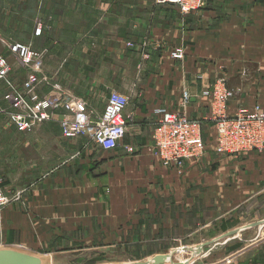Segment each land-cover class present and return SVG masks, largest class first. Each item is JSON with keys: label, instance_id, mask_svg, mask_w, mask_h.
Masks as SVG:
<instances>
[{"label": "crops", "instance_id": "0c3cea01", "mask_svg": "<svg viewBox=\"0 0 264 264\" xmlns=\"http://www.w3.org/2000/svg\"><path fill=\"white\" fill-rule=\"evenodd\" d=\"M67 10L73 11V27L59 22L55 31L69 38L32 37L47 76L36 90L43 96L57 85L92 120L103 113L111 92L126 95V134L113 150L84 137L65 139L56 122L72 114L69 107L54 109L51 123L30 133L5 127L29 138L13 146L18 150L10 156H18L19 164L21 159L33 162L25 173L18 167L0 173L5 192L23 191L20 202L0 211V240L13 246L0 247L58 253L52 246L58 239L64 240L59 249H66L83 235L125 227L140 229L129 230L131 243L171 236L181 241L209 227L214 205H234L213 219L220 230V224L228 227L225 215L237 206L246 205L255 215L264 212V151L235 156L214 151L208 94L213 81L225 77L235 92L226 108L229 115L256 104L264 109V0H207L202 10L188 15L155 0H73ZM179 47L183 60L171 56ZM11 64L10 78L21 85L25 72ZM161 108L202 123L206 150L186 160L181 173L150 151ZM165 198L169 203H163ZM195 200L205 205V217H191L199 216ZM147 210L159 213L160 220L143 223L141 212ZM179 231L186 234L179 237ZM252 256L239 264H264L262 243Z\"/></svg>", "mask_w": 264, "mask_h": 264}, {"label": "rangeland", "instance_id": "374dc122", "mask_svg": "<svg viewBox=\"0 0 264 264\" xmlns=\"http://www.w3.org/2000/svg\"><path fill=\"white\" fill-rule=\"evenodd\" d=\"M72 5L73 0H0V55L9 62L11 70V63L15 61L19 67L17 69H22V71L25 72V75L23 74L24 78L20 82L21 85H17L12 81L13 79L10 78V70L8 78L18 88L23 89V83L27 77L28 69L20 64L17 57L10 52L8 45L12 43L28 45L34 51L41 54L42 60L41 51H38L35 48L40 46L31 43L32 37H36L33 34L36 24L38 22L41 23L43 33H45L46 37L55 36L63 39L69 38V34L66 35L67 37L62 34L57 35L58 31L56 32L55 30L58 29L59 22H61L60 27H73V11L67 10L68 7L72 8ZM66 23L68 24L66 25ZM41 73H43L42 64ZM0 86L2 87L0 88V97L2 101H0L2 102L1 108L3 109V112L0 113V152H2L0 154V173L11 172V170L15 171L16 167L20 169L19 173H25L27 167L33 162V160L26 161L21 159L23 161H20L21 163L19 164L18 156H10V152H16L18 149L12 147L15 145L19 146V143L22 142V140H27L29 138L26 134L15 135L12 132H8L7 128H5L11 124L8 116V112L11 111V108L3 100V93L5 91L4 82H0ZM211 88L209 92L211 91ZM51 121L52 120L45 121L41 124L51 123ZM56 123L60 125V120ZM213 124L215 126L214 121ZM29 157L31 158V156ZM178 172L181 173L182 168H180ZM0 183L2 186L1 178ZM2 189L5 192L3 186ZM22 193L23 191H17L12 194L5 192L8 197H14L18 194V199L13 202H20L22 200ZM162 201L163 203H169L168 198H165ZM195 201L196 202H194L193 206L195 210L199 211V216L195 213L191 214V217L194 216L196 219L198 217H205L207 215L205 205L199 203L200 201L198 200ZM214 206L216 210H214V213L213 211L210 213V215L213 216L210 218L209 227L195 231L191 236L184 238L181 241H176L172 239L173 236H171L166 241L152 237L147 238L148 240L140 243H131L128 241L130 239L129 230L134 233H139L140 229L137 227H133L132 229L125 227L124 229H114L111 233L104 230L99 231L97 234L95 233L88 238L83 235L84 240L73 239L72 243L69 246L67 245L68 248L66 249H59L61 247L58 246H62L59 244H63L64 240L58 239V241H55L54 245H52L57 248L58 253L49 254L47 251H44V249L35 251L25 248L23 249L21 247L17 248L29 251L36 255H49L50 260L43 258L41 259L42 264H143L144 261L153 258V264H239L251 261L253 259L252 252L257 245L262 243L264 246V223H259L264 220V212L258 211L259 213L256 214L259 215H255V213H249L247 211L248 207H246V205L237 206L231 214L225 215V221L229 224L227 229L222 231L218 229L217 226L213 225V222L215 221L213 219L234 205L221 204L219 209L218 205ZM211 208H213L212 205L209 209ZM141 215L143 216V223H152L154 221H159L161 218L159 213L154 214V212H149L148 210L141 212ZM254 223L259 224L249 226ZM235 229H238L237 234L232 236L228 235L219 239L215 243L203 245L204 243L211 241L213 238L220 237L224 233ZM141 232V234H145L147 232L146 228H143ZM185 232L186 231H179L178 236H184L186 234ZM187 232L189 233L190 231ZM161 234L164 233L162 232ZM155 235L158 237V233ZM1 245L13 247L10 243L0 240V246Z\"/></svg>", "mask_w": 264, "mask_h": 264}, {"label": "built area", "instance_id": "2783aa9c", "mask_svg": "<svg viewBox=\"0 0 264 264\" xmlns=\"http://www.w3.org/2000/svg\"><path fill=\"white\" fill-rule=\"evenodd\" d=\"M157 4H170L183 15L197 13L207 0H155ZM43 27L38 22L33 34L40 36ZM10 52L20 64L28 69L23 89L18 88L8 78L9 62L0 55V82H4L3 100L10 106L8 112L11 125L22 133L32 131L37 125L52 120V111L58 107H69L73 112L60 120L61 135L65 139L85 137L102 150H113L119 146L126 134L127 119L124 110L129 98L118 92H111L103 113L92 120L81 106L69 96L59 91L57 85L47 94L40 96L36 87L47 80L41 73V54L21 43L8 45ZM174 59L182 60L184 51L176 48L171 52ZM212 119L215 122L214 151L220 155H238L245 152L264 150V109L256 104L252 109L240 107L233 115L226 111L228 102L234 97V90L227 85L225 77H217L211 91ZM78 105V106H77ZM158 120L151 138L150 151L165 166L181 168L189 159L200 158L206 143L202 135V123L182 113L158 109ZM131 150V149H130ZM18 199V194L8 197L0 183V211Z\"/></svg>", "mask_w": 264, "mask_h": 264}, {"label": "water", "instance_id": "95a60500", "mask_svg": "<svg viewBox=\"0 0 264 264\" xmlns=\"http://www.w3.org/2000/svg\"><path fill=\"white\" fill-rule=\"evenodd\" d=\"M259 223H264V220L259 222ZM259 223H254L249 226H253ZM238 229L229 231L227 233H224L220 237H215L211 241L204 243L203 245H208L211 243L217 242L219 239L224 238L226 236H232L237 234ZM163 262V260L161 259ZM154 258L153 259H148L144 261L143 264H153ZM161 262V263H162ZM165 263V260H164ZM0 264H42L41 258L33 253L29 252H24L20 250H15L11 248H0Z\"/></svg>", "mask_w": 264, "mask_h": 264}, {"label": "trees", "instance_id": "16d2710c", "mask_svg": "<svg viewBox=\"0 0 264 264\" xmlns=\"http://www.w3.org/2000/svg\"><path fill=\"white\" fill-rule=\"evenodd\" d=\"M205 143H206V141H205ZM221 229H222V230H225V229H227V227L224 226L223 224H221Z\"/></svg>", "mask_w": 264, "mask_h": 264}]
</instances>
